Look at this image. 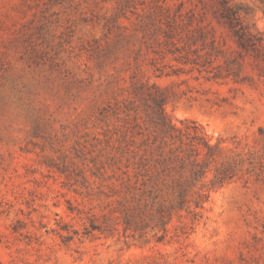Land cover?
<instances>
[{
    "label": "rangeland",
    "instance_id": "1",
    "mask_svg": "<svg viewBox=\"0 0 264 264\" xmlns=\"http://www.w3.org/2000/svg\"><path fill=\"white\" fill-rule=\"evenodd\" d=\"M234 4L264 39V0ZM195 5L0 0V264H264V67L247 57L214 78L224 62L184 63L180 14ZM149 94L221 140L220 161L254 154L256 174L195 214L161 181L132 187L127 166L159 134Z\"/></svg>",
    "mask_w": 264,
    "mask_h": 264
},
{
    "label": "trees",
    "instance_id": "2",
    "mask_svg": "<svg viewBox=\"0 0 264 264\" xmlns=\"http://www.w3.org/2000/svg\"><path fill=\"white\" fill-rule=\"evenodd\" d=\"M234 1L198 0L200 6L180 14L185 28L181 38L184 63L205 68L216 61L224 62L228 74L212 72L214 78L231 76L235 73L231 72L232 67H241V60L247 57L252 60L251 65L264 67V39L250 32L243 19L245 9ZM205 21L209 22L206 26ZM211 22L224 29V34L218 36L214 26L209 30ZM144 101L153 112V124L159 134L147 142L143 154L136 152L133 164L127 166L132 170V165L133 170L125 172L126 181L135 189L151 188L155 181H161L181 209L187 206L189 213L195 214L192 204L200 208L212 190L256 174L254 154L232 150L220 161L224 152L221 140L212 144L211 136L196 121L175 124L165 112L166 101L161 95L149 94ZM136 110V101H129L127 117L132 118L131 112L136 114ZM209 173H213L210 179Z\"/></svg>",
    "mask_w": 264,
    "mask_h": 264
}]
</instances>
